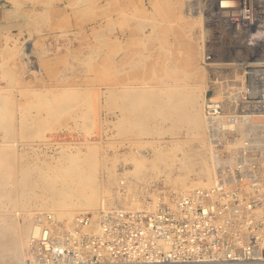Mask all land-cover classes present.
<instances>
[{"label":"built area","instance_id":"1","mask_svg":"<svg viewBox=\"0 0 264 264\" xmlns=\"http://www.w3.org/2000/svg\"><path fill=\"white\" fill-rule=\"evenodd\" d=\"M186 13L206 31L211 184L157 209L38 214L20 264H264V0H189Z\"/></svg>","mask_w":264,"mask_h":264},{"label":"rangeland","instance_id":"2","mask_svg":"<svg viewBox=\"0 0 264 264\" xmlns=\"http://www.w3.org/2000/svg\"><path fill=\"white\" fill-rule=\"evenodd\" d=\"M170 1L173 2V0ZM16 3L14 0H0V88L2 89L0 93L6 97L8 108L12 110L10 115L0 116V149H7V142L16 141L19 155L16 164H14L17 172L12 176L10 186L12 187L14 182L21 180L20 171L24 163L30 165L31 168L38 165L45 168V162L53 164L59 159L60 150L75 152V149H79L80 152L85 153L87 146L91 143L95 145L97 154L100 156L96 167V177L100 182L106 180L107 167L113 166L117 173L131 169V165L125 164L123 157L127 151V144H117L118 137L114 136L115 129L113 127L115 119L104 97L106 89L111 86V59L109 57L113 49L111 41L115 36L123 38V34H126L125 39L129 40L128 42L132 43L131 45L135 49L137 48L138 51L149 56L147 61L154 65L155 74L148 80L146 79L148 76L146 77V74L139 68L132 85L136 89L142 86L147 90L149 88L159 89L162 84V81L159 80V76L162 74L160 69L166 59L174 62V66H178L179 70L190 72L194 69L190 63H187L191 40L188 33L182 28L185 22L178 23L179 26L174 18L161 12L162 2L159 0L154 2L153 0H16ZM110 25L112 31L102 32L107 41L103 47V55L95 60L87 61L89 62L87 65L83 64L87 50L97 44L95 30ZM199 35L200 32L196 29L192 41L194 44H198L192 45L196 46L197 65H201L199 54L202 43L198 42ZM14 46L16 47L14 48ZM21 48L22 51H20ZM26 49L33 51L32 59L24 57ZM36 52H38L37 55ZM5 71L10 75L9 81L7 78H2V73ZM101 71L102 73L99 75ZM206 71L204 100L209 89L207 82L210 72ZM86 76L88 79H85ZM99 76L100 78H98ZM181 76L182 74L178 72L174 74L175 78ZM91 78H94V82ZM89 79L92 81L91 84ZM195 82H199V80L192 79L189 84ZM189 84L184 85L188 87ZM71 92L79 94L78 100L69 107V110L62 113L57 121L45 118L48 116L45 115L46 106L36 107L40 97L46 101L49 97H58L60 94ZM31 117L36 120H33L29 125L26 124L25 118L30 119ZM38 119L41 121L45 119V125L43 124L39 132L40 137H33V128L39 126ZM159 124L165 126L163 123ZM154 137L157 136L146 137V140ZM160 137L166 140L165 143H162L165 149L168 148L166 145H172L171 140L178 141L177 143L181 147V151L177 152L179 158L192 154L199 146L196 141L187 136L185 130L176 132L175 136ZM141 150L144 156L151 159L153 155L150 147L145 146ZM115 151L120 156L117 161L113 160ZM191 164L189 163V165ZM199 172L200 166L194 164L188 170L187 178L191 181H198ZM177 174L178 171H174L172 176L175 177ZM202 180L205 181L203 178ZM179 186L177 181L166 182L164 174H162L155 181L140 187H132L128 197L122 195L116 199L114 195L112 200L114 205L105 210L100 208L98 213L111 209H157L170 201L168 196L178 192ZM195 188L198 187L189 190ZM16 193L20 200L19 189L16 190ZM12 207V211L16 213L14 218L17 220H22L25 217L23 215L28 211L21 205ZM31 211L35 212V216L47 213L38 212L34 208H31ZM34 215L32 220L35 218ZM3 261L0 260V264L8 263Z\"/></svg>","mask_w":264,"mask_h":264},{"label":"bare ground","instance_id":"3","mask_svg":"<svg viewBox=\"0 0 264 264\" xmlns=\"http://www.w3.org/2000/svg\"><path fill=\"white\" fill-rule=\"evenodd\" d=\"M159 1L162 2L161 12L174 18L177 25L180 26L178 23L185 22L182 28L188 33L191 40L187 63H190V66H193L194 69H190V72L179 70L178 66H174V62L166 59L160 69V73H162L159 76V80L162 81L161 87L147 90L142 86L136 89L132 84H134L133 81L136 72L139 71L138 69L140 68L146 74V77L148 76L146 79L149 80L155 74L154 65L147 61L149 56L138 51L139 49H135L131 45L132 43L130 44L129 40L125 39L126 34H123V38L115 36L112 39L113 49L109 56L111 59V65L109 63L111 66V86L106 89L104 97L115 119L113 127L115 129L114 136L118 137L117 144H127V151L123 154L124 162L130 164L132 168L117 173L113 166L107 167L105 181L100 182L96 177V167L100 156L97 154V148L91 142L85 153L80 152L79 149H75V152L60 150L59 159L53 164L45 162V168L39 165L31 168L30 165L24 163L20 171L21 180L14 182L12 187L10 186V180L13 178L12 176L16 175L17 170L14 164H16L19 156L16 141L7 142L6 147L8 148L0 149V260L7 261L6 264H19L24 258L32 228V217L35 214L31 211V208L38 212L51 213L59 219L70 220L78 213L91 212L97 214L100 208H103V210L108 209L112 207L111 205H114L112 201L114 195L116 199L122 195L128 197L132 187H140L155 181L162 174H164L165 181L168 183L177 181L180 185L178 192H186L193 187H206L211 184L213 173L203 115L207 71L201 65H197V52L194 45L198 43L194 44L192 41L196 29L200 32L198 42L202 43L206 40L203 20L198 15L186 13L189 0H173L172 3L170 0ZM14 2L17 4L16 0ZM168 9L170 11H167ZM108 30L112 31L111 25L95 30L97 44L87 50L83 64L87 65L89 64L87 61L95 60L103 55V47L107 44V41L102 32ZM27 49L23 55L28 59L33 51H27ZM20 51H22V48ZM35 54L37 55L38 52ZM201 54L202 47H200L199 57ZM176 72L181 73L182 76L175 78L174 74ZM101 73L102 71L99 75ZM9 76L7 71L2 73V78H7V81L10 80ZM85 79H88V77L86 76ZM192 79H198L199 82L189 84ZM91 80L94 82V78H91ZM92 81H90V84ZM144 81L146 82V80ZM184 84L189 85L186 87ZM78 97L79 94L76 92L60 94L58 97L52 96L46 101L40 97L36 107L46 106L45 115L48 116L45 118L57 121L62 113L69 110V107L76 103ZM34 109L36 110V108ZM11 113L12 110L8 108L6 97L0 93V116L10 115ZM33 120H36V118H25V123L29 125ZM44 120L38 119L39 126L33 128V134L30 133L33 137H40L39 132L43 127ZM159 123H163L165 126L163 127ZM182 130H185L187 136L196 141L199 146L192 154L183 155L179 158L177 152L181 151V147L177 143L178 141L171 140L172 145H166V148H168L165 149L162 143H165L166 140L160 136H175L176 132ZM8 133L10 134V132ZM152 136L157 137L146 140V137L150 138ZM145 146L152 149L153 156L151 159L142 153L141 148ZM34 151H36L35 148ZM118 157L120 156L115 151L113 160L117 161ZM189 163L192 164L189 165ZM194 164L200 166L198 181H191L187 178L188 170ZM174 171H178L175 177L172 176ZM18 189L20 200L17 198V193L15 194ZM16 205H21L23 208L26 207L28 211L30 210L29 212L26 211L27 213L23 215L25 217L22 220L14 218L16 213L12 211L11 207Z\"/></svg>","mask_w":264,"mask_h":264}]
</instances>
